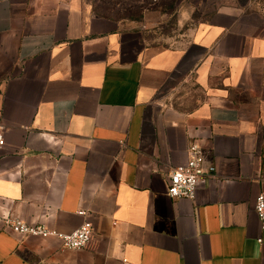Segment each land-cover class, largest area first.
I'll use <instances>...</instances> for the list:
<instances>
[{
  "label": "crops",
  "instance_id": "0c3cea01",
  "mask_svg": "<svg viewBox=\"0 0 264 264\" xmlns=\"http://www.w3.org/2000/svg\"><path fill=\"white\" fill-rule=\"evenodd\" d=\"M158 1L113 0L140 16L108 18L92 0H0V264H264V15ZM192 140L214 173L171 198ZM7 216L92 236L66 249Z\"/></svg>",
  "mask_w": 264,
  "mask_h": 264
},
{
  "label": "built area",
  "instance_id": "2783aa9c",
  "mask_svg": "<svg viewBox=\"0 0 264 264\" xmlns=\"http://www.w3.org/2000/svg\"><path fill=\"white\" fill-rule=\"evenodd\" d=\"M4 144L3 127L0 124V148ZM187 154L186 162L172 167L167 175V192L171 198L193 199L198 185L214 173V167L206 164L205 150L198 140H192L189 143ZM254 211L261 230H264V191L256 195ZM2 224L4 228L15 234L56 238L66 249L83 248L92 236V225L88 220H84L70 232H60L43 223L29 224L17 217H3Z\"/></svg>",
  "mask_w": 264,
  "mask_h": 264
},
{
  "label": "trees",
  "instance_id": "16d2710c",
  "mask_svg": "<svg viewBox=\"0 0 264 264\" xmlns=\"http://www.w3.org/2000/svg\"><path fill=\"white\" fill-rule=\"evenodd\" d=\"M174 1L175 0H159L158 2H155L149 6L158 9L161 12H168L170 13L173 9L174 6ZM93 2V8L94 11H96L98 14L104 16V17H108V18H113L115 15L116 16H123V15H127V17H139L140 16V12L133 10L130 12H126L125 14H120L118 15L117 13H115L113 11L112 8V2L113 0H92ZM264 2V0H263ZM141 6H139V10H140ZM137 15V16H136ZM166 28V30H169L171 28V22L169 21L168 24L164 27Z\"/></svg>",
  "mask_w": 264,
  "mask_h": 264
},
{
  "label": "rangeland",
  "instance_id": "374dc122",
  "mask_svg": "<svg viewBox=\"0 0 264 264\" xmlns=\"http://www.w3.org/2000/svg\"><path fill=\"white\" fill-rule=\"evenodd\" d=\"M247 9H255V10H258L259 12H261L263 15H264V2L263 0H251L250 4L249 5H246ZM162 33V32H161ZM150 40L153 39V38H149ZM156 39V38H154ZM161 37L160 36H157V40H160ZM152 41V40H151Z\"/></svg>",
  "mask_w": 264,
  "mask_h": 264
}]
</instances>
